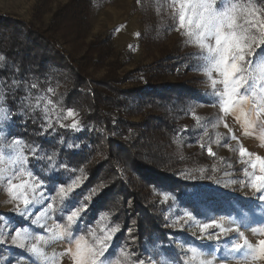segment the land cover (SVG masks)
<instances>
[{
  "label": "rangeland",
  "instance_id": "374dc122",
  "mask_svg": "<svg viewBox=\"0 0 264 264\" xmlns=\"http://www.w3.org/2000/svg\"><path fill=\"white\" fill-rule=\"evenodd\" d=\"M85 1L88 2L89 28L82 39L65 33L60 27L56 29L51 24L54 14L70 0H0V12L6 16L30 22L59 41L63 49L71 52L75 57H82L88 45L96 39H100L102 42L108 40V43L110 41L114 58H120L125 64L117 72L120 74L119 77L129 71V76L124 77L122 84L118 86L120 89L131 87V81L127 82V78L133 76L130 75L131 72L141 68L147 69L155 64L158 66L162 53L170 54L172 59L163 65H170L173 69L180 65L181 73L172 71L169 82L198 88L202 93L203 100L195 101V99L187 104L182 121L188 133H183L175 140L169 137L168 145L175 149L174 153L178 154L180 158L189 156L188 161L185 162L187 167L192 169L185 168V170L189 174L190 172L194 174L198 184L205 188L216 189L223 195L239 197L245 204L229 213L209 212L203 216H197L183 206L185 202L191 200L197 202V196L188 193L185 197L178 198L173 194H160V199L166 207L164 213L166 226L172 231L173 237L170 238L167 252H163L156 245L147 250L146 256L142 258L153 257L156 261H160L162 258L173 261L180 260L183 264V252L189 246H194L202 250L207 259H213L208 253H214L217 258L214 264H220L219 258L225 254L224 241L229 240L235 234L229 233L227 236H221L219 241L204 238L200 232V225L202 223L211 224L212 218H215L217 223L225 225L231 224L233 220H243L251 226L245 232V236L250 242L264 238L253 234L254 229L264 230V201L258 200L250 187L251 178L262 175L260 163L256 158L264 160V126L255 123L254 118L245 113L225 115L220 112L218 99L212 96L211 81L202 70L203 61L199 47L190 43L182 35L183 30H176L178 19L176 10L169 6L172 0ZM105 47H107L106 44ZM103 52L107 51L103 50ZM182 55H184L183 60L179 58ZM112 60L115 59L107 58L99 65V69H92L93 77L103 79ZM182 61L183 63L180 64ZM254 71H259V69H254ZM212 78L219 79L215 73ZM217 87L222 90V85L218 84ZM62 89H64V85L60 83L51 93L50 99L42 98L39 92L29 103L24 105V109L22 108L41 113L44 131L47 132L41 135V140L54 143L57 151L40 150L37 147L39 144L35 141L29 143L21 139L18 149L26 157V163L23 166L15 163L16 152L11 149L0 152V156H2L0 177H5L0 179V240L5 241L0 244V264H72L71 259L63 254L66 248L63 240L51 238L42 226L31 223V220L41 213L47 203H53L54 207L60 204L59 187H67L79 178L81 186L75 188L72 195L80 193L87 177L82 170H69V166L66 170L60 165L66 164L58 158L57 153L60 148L65 151L76 150L79 147L78 141L84 139L80 136L83 128L76 115L64 118L68 110H65L61 104L60 91ZM0 95L4 96L1 88ZM214 99H217L216 103L211 102ZM0 107L4 109V112H0V117H2L0 133H3L5 142L11 143L16 137L11 134L14 123L9 107L5 104V99L0 101ZM144 112V114H135L129 117V120L132 122L142 121L149 115L150 109L146 107ZM152 113L155 111L152 110ZM49 121L52 124L51 128L48 127ZM74 121L78 122L79 130L70 127ZM62 124L65 126L61 127ZM159 134L162 136L165 133ZM33 147L36 148V155H33L31 151ZM209 148L213 152L211 156L208 155ZM241 149L245 151L244 156L240 155ZM102 151L105 152V150ZM120 156L124 162L129 161L128 156ZM104 158V154L99 150L91 162L95 164L93 168L101 167V161ZM253 164L256 166L253 167ZM21 167L23 168L22 172L20 171ZM28 172H32L33 175L28 176ZM13 173L15 174L13 183L16 184L25 180L30 183H35L36 180L41 181L42 187L37 189L36 193H26L29 199H32L33 196L39 199L38 194L41 193L47 197L43 203L31 206L30 216L27 219L22 218L15 211L17 205L21 208L24 205L19 201H12L7 191L9 185L6 177ZM101 175L100 181L104 183V186L109 185L112 181L111 172L103 171ZM186 179L189 180L188 177ZM128 182L131 184V190H140L138 187L142 185V182L135 178V174L128 175ZM89 193L91 194L92 190ZM72 195L70 202L73 205L78 203L91 205L94 196L93 193L91 196L87 193L85 195L87 199L84 197L77 200ZM103 216L104 214H101L96 222L88 224L89 220L84 215L78 226H74V234L84 235L88 239L91 238V232L102 235L100 229L110 227L106 219L102 218ZM65 222L58 212L52 214L51 219L41 218V224L47 223L52 228H55L57 223ZM18 229L22 232L27 229L34 236L44 237L42 245L44 256L42 258L33 256L25 249L12 243V237L15 236V231ZM218 231L219 229L211 227L208 229V232L212 233ZM114 243L113 241V245ZM123 247L125 246L110 249L114 260L119 254L120 248ZM133 259L135 258L133 257ZM195 264H198V261ZM257 264H264V262H257Z\"/></svg>",
  "mask_w": 264,
  "mask_h": 264
},
{
  "label": "trees",
  "instance_id": "16d2710c",
  "mask_svg": "<svg viewBox=\"0 0 264 264\" xmlns=\"http://www.w3.org/2000/svg\"><path fill=\"white\" fill-rule=\"evenodd\" d=\"M87 6L85 0H70L54 14L51 24L82 39L89 28ZM99 40L91 42L82 57H75L30 22L0 12V55L5 57L0 61V88L14 123L11 134L29 143L35 141L40 150L56 152L54 143L41 140V135L47 133L41 113L23 109L39 92L42 98L50 99L62 83L61 104L79 119L83 128L80 136L84 139L78 141L76 150L60 148L57 154L66 164H60L66 170L69 166V170L79 169L87 175L83 189L72 197L80 200L87 193L91 196L90 190H96L86 214L88 224L107 214L110 227L121 226L112 250L125 246L141 258L156 245L167 252L173 233L166 226V207L160 194L178 198L188 193L197 196V202L183 204L197 216L209 212L229 213L245 204L239 197L223 195L198 184L194 174L185 170L192 169L185 162L189 156L180 158L168 145L169 137L175 140L188 133L182 121L187 104L195 99L203 100L198 88L169 82L172 71H179L180 65L178 69L163 65L172 58L162 53L158 66L131 72L133 76L127 78V82H132L131 87L120 89L118 86L129 76V71L119 77L117 72L125 66L124 62L114 58L110 41ZM183 56L179 58L183 60ZM107 58L115 60L103 79H95L91 70L99 69ZM146 107L150 113L142 121L129 120L135 114H144ZM99 150L105 158L101 167L93 168L95 164L91 162ZM120 155L128 156L129 161L124 162ZM103 171L111 172L109 185L104 186L100 181ZM130 174L142 182L139 191L131 190Z\"/></svg>",
  "mask_w": 264,
  "mask_h": 264
},
{
  "label": "snow or ice",
  "instance_id": "6c2138e0",
  "mask_svg": "<svg viewBox=\"0 0 264 264\" xmlns=\"http://www.w3.org/2000/svg\"><path fill=\"white\" fill-rule=\"evenodd\" d=\"M169 6L176 10L178 18L176 30H183L182 35L200 49L202 70L211 81L212 96L218 99L220 112L225 115L245 113L253 117L255 123L264 126V0H172ZM4 59L5 57L0 55V61ZM213 73L219 79H213ZM218 84L222 85V90L217 87ZM4 99L5 97L0 95V101ZM217 99L211 102L216 103ZM0 112H4L2 107ZM74 115V112L69 109L64 118H71ZM64 126L61 125V127ZM48 127H52L50 121ZM70 127L79 130L77 121H74ZM21 139L17 137L11 143H7L3 133H0V152L5 149L16 152L15 163L19 166L26 163V157L18 149ZM31 151L33 155H36V148L33 147ZM244 154V149H241L240 155L244 156ZM208 155H213L211 148L208 149ZM256 159L260 163L262 175L252 177L250 187L256 198L264 201V160L259 157ZM20 171H23L22 167ZM27 175L32 176L33 173L28 172ZM4 178L0 177V179ZM6 179L11 200L19 201L24 205L23 208L19 205L15 208L22 218H29L31 206L43 203L47 199L42 193L38 194L39 199L36 196L29 199L26 195L28 192L36 193L37 189L42 187L40 180H36L35 183L25 180L16 184L13 183L14 173ZM80 186L81 181L77 178L71 185L59 187L60 204L54 207L53 203H47L41 213L31 220L32 224L42 226L51 238L63 240L66 245L63 254L71 259L72 264H182L180 260L162 258L156 261L153 257L143 259L137 253L128 251L127 247L120 248L114 260L110 249L116 234L121 231L119 224L100 229L102 235L91 232L90 239L84 235H75L74 226H78L90 207V204L73 205L70 202L74 189ZM95 192L96 190L93 189V195ZM57 212L61 214V219L65 220V223H57L55 228L49 227L47 223L41 224L42 217L51 219V215ZM102 218L107 219V214H104ZM209 227L219 231L208 232ZM250 227L243 220H233L231 224L225 225L217 223L215 218H212L211 224L200 225V232L204 238L218 241L221 236L235 234L224 241L225 254L219 258L220 264L264 262V238L250 242L245 236V232ZM253 234L264 237V230L254 229ZM3 243L5 241L0 240V244ZM12 243L33 256L41 258L44 256L42 248L44 237L34 236L27 229L23 232L16 230ZM208 255H211L213 259L205 258L202 250L189 246L183 252V264H195L197 261L198 264H214L217 259L214 253H208ZM133 257L136 258L133 259Z\"/></svg>",
  "mask_w": 264,
  "mask_h": 264
}]
</instances>
